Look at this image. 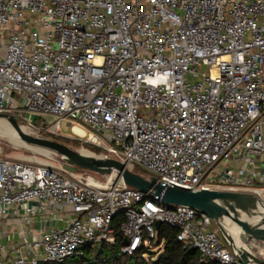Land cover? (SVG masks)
<instances>
[{
	"label": "built area",
	"instance_id": "2783aa9c",
	"mask_svg": "<svg viewBox=\"0 0 264 264\" xmlns=\"http://www.w3.org/2000/svg\"><path fill=\"white\" fill-rule=\"evenodd\" d=\"M0 113L52 135L65 120L165 186L264 198V0H0ZM103 176L0 157V220L19 227L1 229L0 264L112 243L118 215L122 253L159 220L202 261L242 264L207 214Z\"/></svg>",
	"mask_w": 264,
	"mask_h": 264
},
{
	"label": "water",
	"instance_id": "95a60500",
	"mask_svg": "<svg viewBox=\"0 0 264 264\" xmlns=\"http://www.w3.org/2000/svg\"><path fill=\"white\" fill-rule=\"evenodd\" d=\"M30 143L48 147L62 155L68 164L108 174L114 180L147 193L163 205H183L207 214L242 264H264L253 252L252 241L264 240V198L252 192L165 186L155 176L145 177L114 159L85 155L50 138L29 136L21 131L14 115L2 114ZM161 221L155 222L158 228Z\"/></svg>",
	"mask_w": 264,
	"mask_h": 264
},
{
	"label": "trees",
	"instance_id": "16d2710c",
	"mask_svg": "<svg viewBox=\"0 0 264 264\" xmlns=\"http://www.w3.org/2000/svg\"><path fill=\"white\" fill-rule=\"evenodd\" d=\"M41 133H43L44 137L58 142L66 143L70 141L67 136L52 135L45 131H41ZM78 140L75 138L74 142L79 143L77 142ZM82 146L85 147L84 144ZM122 220V215H118L113 219L112 225L115 228L114 242H101L94 246L85 245L80 248L81 254L70 256L61 263L41 261L39 264H147L143 254L144 252L152 253L153 251H150L149 248H142L132 254L121 252L120 248L123 245L124 238L119 233V223ZM176 232L175 228L164 223L156 228V236L152 243L157 246L160 253L154 262L155 264H220L211 260L202 261L196 249L185 247L176 239Z\"/></svg>",
	"mask_w": 264,
	"mask_h": 264
},
{
	"label": "rangeland",
	"instance_id": "374dc122",
	"mask_svg": "<svg viewBox=\"0 0 264 264\" xmlns=\"http://www.w3.org/2000/svg\"><path fill=\"white\" fill-rule=\"evenodd\" d=\"M51 118L52 117L49 116L37 115L35 117V122L36 124H39L40 121H43V124L46 125L47 119H51ZM17 122L19 125L28 126V128L31 130L32 136L47 138L44 137L43 133L39 132L38 129L28 124L22 123L20 119H18ZM57 133H59V135L67 136L70 138L69 142L66 143L61 142V143H64L69 147H71L72 149L78 150L79 152L81 150L96 155L101 151L99 148H96L89 142H86L84 138L81 139V137L71 134L69 125H67L65 120L59 121ZM75 138L79 139L77 141L79 143L74 142ZM25 142L27 144H30L32 146L31 148L33 149L28 148L24 144V142H22V137H20V134L16 132V129L12 127L10 123L5 125L0 124V157H7L11 159H23L26 161L30 160V161H37L42 163L62 164L64 170L67 172H79L84 174L85 176H91L95 181L98 182H104L106 180L105 176L98 174L94 171H90L84 168H80L68 164L62 155L58 154L57 152H55L54 150L48 147L37 145L35 143H30L27 141ZM81 143L84 144L85 147H83ZM36 148L39 149L37 150ZM42 148L48 150L50 149L49 153H45L46 151L42 150ZM134 171L145 177L153 176L149 171L138 165L135 166ZM160 205L163 206V204ZM255 243L260 244L261 241L260 240L252 241L251 244L253 246L254 253L257 252L254 247ZM149 250L153 252L152 253L144 252L143 256L145 258V261L147 262V264H155L154 262L158 257L160 250L157 248V246H154L153 243L150 244Z\"/></svg>",
	"mask_w": 264,
	"mask_h": 264
},
{
	"label": "bare ground",
	"instance_id": "6f19581e",
	"mask_svg": "<svg viewBox=\"0 0 264 264\" xmlns=\"http://www.w3.org/2000/svg\"><path fill=\"white\" fill-rule=\"evenodd\" d=\"M11 124V122L8 120V119H6V118H4V117H0V124H3V125H5V124ZM11 126L12 127H14L12 124H11ZM15 128V127H14ZM16 129V128H15ZM20 130L19 131H21L22 133H24V134H26V135H29V136H32V134H31V130L28 128V126H24V125H20V128H19ZM75 130V132H79V131H77L76 129H74ZM16 132H18V130L16 129ZM18 133H20V132H18ZM22 142H24V144L28 147V148H31L32 146L30 145V144H27L26 142H25V140L22 138ZM38 145V144H37ZM31 149H33V148H31ZM37 149V148H36ZM39 149V148H38ZM37 149V150H38ZM42 150H44V151H46L45 153H49V150L48 149H44V148H42ZM39 152V151H38ZM37 152V153H38ZM80 152L81 153H83V154H85V155H89V156H95L96 157V155L95 154H90V153H88V152H85V151H81L80 150ZM111 178V177H110ZM263 197H264V194H263Z\"/></svg>",
	"mask_w": 264,
	"mask_h": 264
},
{
	"label": "crops",
	"instance_id": "0c3cea01",
	"mask_svg": "<svg viewBox=\"0 0 264 264\" xmlns=\"http://www.w3.org/2000/svg\"><path fill=\"white\" fill-rule=\"evenodd\" d=\"M4 225H9V226H7V227H9V231H14V230H17V229H19V227L17 226V224L15 225V224H12V225H10V223L9 222H6V224H4L3 223V220L1 221L0 220V231H1V229H3V226ZM32 227V226H31ZM14 237H16V235L14 234ZM11 240L12 239H9V242H11ZM13 242V241H12Z\"/></svg>",
	"mask_w": 264,
	"mask_h": 264
}]
</instances>
